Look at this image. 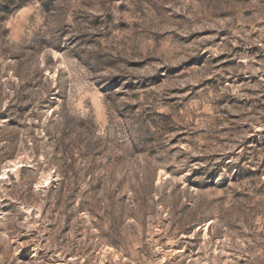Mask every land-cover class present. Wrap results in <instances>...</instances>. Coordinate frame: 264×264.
<instances>
[{
    "label": "rangeland",
    "instance_id": "374dc122",
    "mask_svg": "<svg viewBox=\"0 0 264 264\" xmlns=\"http://www.w3.org/2000/svg\"><path fill=\"white\" fill-rule=\"evenodd\" d=\"M0 264H264V0H0Z\"/></svg>",
    "mask_w": 264,
    "mask_h": 264
},
{
    "label": "bare ground",
    "instance_id": "6f19581e",
    "mask_svg": "<svg viewBox=\"0 0 264 264\" xmlns=\"http://www.w3.org/2000/svg\"><path fill=\"white\" fill-rule=\"evenodd\" d=\"M7 169V168H6ZM8 170V169H7ZM6 173V171H4V173L3 174H5Z\"/></svg>",
    "mask_w": 264,
    "mask_h": 264
}]
</instances>
